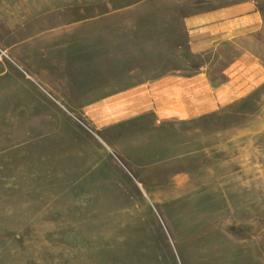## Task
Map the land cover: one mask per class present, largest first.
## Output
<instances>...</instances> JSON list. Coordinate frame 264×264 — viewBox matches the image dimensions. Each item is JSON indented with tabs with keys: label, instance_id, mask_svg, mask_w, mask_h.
I'll list each match as a JSON object with an SVG mask.
<instances>
[{
	"label": "crops",
	"instance_id": "0c3cea01",
	"mask_svg": "<svg viewBox=\"0 0 264 264\" xmlns=\"http://www.w3.org/2000/svg\"><path fill=\"white\" fill-rule=\"evenodd\" d=\"M152 1L0 0V115L28 124L39 114L47 147L71 157L62 161L64 177H111L119 155L121 171L141 189L166 163L173 192L190 193L196 179L194 194L212 213L200 234L183 238L203 245L200 260L179 252L181 264H264V173L237 167L240 156L229 154L241 137L264 130L249 104L264 84V22L193 53L186 16L170 12L182 20L183 45L130 25ZM223 49L231 51L227 61ZM196 55L205 59L199 66ZM97 67L104 73L80 74ZM70 115L86 117L91 129ZM212 195L215 203H206Z\"/></svg>",
	"mask_w": 264,
	"mask_h": 264
},
{
	"label": "rangeland",
	"instance_id": "374dc122",
	"mask_svg": "<svg viewBox=\"0 0 264 264\" xmlns=\"http://www.w3.org/2000/svg\"><path fill=\"white\" fill-rule=\"evenodd\" d=\"M126 1L129 5L136 2ZM169 1L142 5L144 17L130 20V25L134 21L144 27L146 38L162 33V38L176 46L182 43L183 25L170 12L186 16L195 53L204 51L210 41L246 33L264 22V0ZM119 2L114 6L121 5ZM155 49L146 44V51ZM258 53L264 63V50ZM221 54L227 61L231 51L223 49ZM204 60L196 55L192 65L199 66ZM256 69L250 71L256 74ZM103 70L81 69L80 74L101 75ZM248 71L242 70V77ZM249 104L257 110L254 119L258 125L264 123V84ZM23 117L0 115V264H181L179 252L184 255V251L195 253L192 262L200 260L203 245L183 241L185 234H200L212 213L194 194V188L199 190L196 179L189 180L190 193L181 194L187 190L182 188L173 192L167 177L174 173L166 163L154 167L155 176L162 178H143L141 189L134 183L137 180L121 171L127 165L119 155L113 156L111 177H64L62 161L71 157L47 147L42 135L48 131L41 129L39 114L30 116L28 124ZM70 117L82 118L78 125L91 129L86 117ZM247 121L242 118L243 123ZM229 151L240 156L237 167L247 164L264 173V130L255 137H241L239 145ZM214 196L206 197L205 202L215 203Z\"/></svg>",
	"mask_w": 264,
	"mask_h": 264
}]
</instances>
